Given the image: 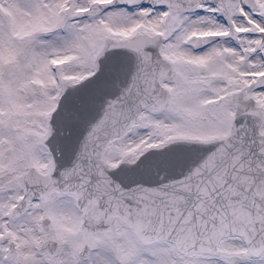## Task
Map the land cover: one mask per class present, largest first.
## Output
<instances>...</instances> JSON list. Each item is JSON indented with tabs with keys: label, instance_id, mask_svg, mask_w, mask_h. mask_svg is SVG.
Wrapping results in <instances>:
<instances>
[{
	"label": "rangeland",
	"instance_id": "1",
	"mask_svg": "<svg viewBox=\"0 0 264 264\" xmlns=\"http://www.w3.org/2000/svg\"><path fill=\"white\" fill-rule=\"evenodd\" d=\"M256 1L250 10L237 6L234 30L227 35L220 11L210 2L172 12L139 3L80 14L94 0H0V264H264V249L250 257L236 235L222 237L218 253L183 254L166 239L143 243L127 222L92 234L86 254L80 255L82 217L71 194L34 199L22 214L11 212L29 166L43 173L51 167L39 136L63 81L92 72L107 36L122 40L138 31L161 32L160 51L172 62L173 73L161 79L170 93L167 105L144 109L112 137L106 162L135 158L148 145L175 136L227 133L233 93L263 68L264 16L256 11L264 8V0ZM199 34L203 44L194 48ZM256 94L264 99V88ZM46 216L48 229L42 227ZM45 239L57 241L55 253L41 248Z\"/></svg>",
	"mask_w": 264,
	"mask_h": 264
},
{
	"label": "water",
	"instance_id": "2",
	"mask_svg": "<svg viewBox=\"0 0 264 264\" xmlns=\"http://www.w3.org/2000/svg\"><path fill=\"white\" fill-rule=\"evenodd\" d=\"M165 5L169 12L214 3L232 28L239 0H105L78 10L88 14L112 4ZM248 8L256 0H241ZM264 15V10L260 11ZM161 32H137L128 39L107 36L94 57V70L77 81L65 80L39 136L52 157L49 171L30 165L22 174V194L12 214H22L33 199L71 193L81 213L85 255L92 234L111 232L127 222L143 243L166 239L183 254L218 253L219 240L236 235L245 252L264 249V114L252 96L235 93L231 131L207 139L175 136L146 147L117 164L105 161L109 142L137 121L144 108L163 110L169 91L170 59L160 51ZM199 36L194 46H201ZM264 84V73L249 88ZM49 217L42 220L49 227ZM41 248L55 253L57 241ZM9 250L13 243H9Z\"/></svg>",
	"mask_w": 264,
	"mask_h": 264
},
{
	"label": "flooded vegetation",
	"instance_id": "3",
	"mask_svg": "<svg viewBox=\"0 0 264 264\" xmlns=\"http://www.w3.org/2000/svg\"><path fill=\"white\" fill-rule=\"evenodd\" d=\"M256 4H257V3H256ZM239 6H242L243 8H246V7H244V6L241 5V4H240ZM256 6H257V5H256ZM256 6H255V7H256ZM255 7H254V8H255ZM246 9L250 10V9H252V8H246ZM261 10H264V8H262V9L256 11V14H257V15L264 16L263 14L260 13ZM167 14H168V13H167ZM219 14H220V16H221V19L223 20L224 25H225V30H226V32H227V35H228L229 33H232L233 30H234V27H235V25H234V16H236V8H235V12H234V14L232 15V28H231V29H230V25L226 23V21H225L223 15H222L221 13H219ZM196 38H197V37H196ZM203 41H204V38H202V43H201V44H203ZM192 46H193L194 48H198V47H200V46H198V47H197V46H194V44H193ZM261 60H262L263 68L255 73L254 78H255L258 74L264 73V55L261 56ZM251 80H252V79H249L246 83L241 84L240 86H238V87L236 88V91H235V92H236V96H237V94H238L239 97H243L244 99H246L248 96H252V97L256 100V104L259 105V107L262 109V112H263V114H264V99L258 97L257 94H256L258 91H262V89L264 88V85H261V86L255 87V88H253V89H250L247 85H248V83H249ZM235 92H234V93H235ZM234 93H233V108H232V110H234L235 107H236V105H237V103L241 101V100H238L237 97L234 98V97H235V96H234ZM255 95H256L257 97H256ZM263 97H264V95H263ZM232 113H233V112H232ZM229 128H230V126H229ZM262 129L264 130V124H263V126H262Z\"/></svg>",
	"mask_w": 264,
	"mask_h": 264
}]
</instances>
